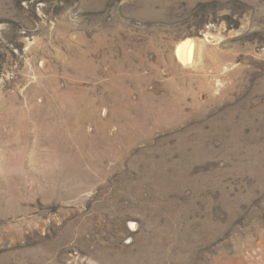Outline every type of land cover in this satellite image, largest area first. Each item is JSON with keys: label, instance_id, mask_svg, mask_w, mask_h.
<instances>
[{"label": "rangeland", "instance_id": "obj_1", "mask_svg": "<svg viewBox=\"0 0 264 264\" xmlns=\"http://www.w3.org/2000/svg\"><path fill=\"white\" fill-rule=\"evenodd\" d=\"M0 264H264V0H0Z\"/></svg>", "mask_w": 264, "mask_h": 264}, {"label": "bare ground", "instance_id": "obj_2", "mask_svg": "<svg viewBox=\"0 0 264 264\" xmlns=\"http://www.w3.org/2000/svg\"><path fill=\"white\" fill-rule=\"evenodd\" d=\"M196 44L190 38H186L178 42L175 46V55L177 60L180 61V63L192 62L194 60V54L199 49H197Z\"/></svg>", "mask_w": 264, "mask_h": 264}]
</instances>
